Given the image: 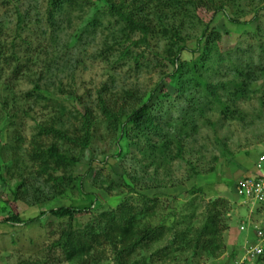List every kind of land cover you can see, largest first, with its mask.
I'll return each instance as SVG.
<instances>
[{"label": "rangeland", "instance_id": "obj_1", "mask_svg": "<svg viewBox=\"0 0 264 264\" xmlns=\"http://www.w3.org/2000/svg\"><path fill=\"white\" fill-rule=\"evenodd\" d=\"M121 1L113 0L118 5ZM104 3L95 2L94 8L80 12L64 11L49 19V0H0V44L8 56L15 54L24 66L21 77L13 81L6 64L0 65V161L6 165L4 179L0 178V264H77L67 261L55 245L61 232L68 226L81 230L125 201L139 203L142 196L147 197L144 201L158 204L146 221L166 230L189 232L204 223L209 202L227 200L223 216L227 228L216 257L178 249V245L170 255H156L168 244V235L150 249L134 253L131 264H141L144 259L152 264H242L248 234L255 242L252 228L247 233V224L253 221L264 230V201L252 205L235 192L241 178H264V162L260 163L264 155V76L252 83L249 97L238 103L242 117L225 119L192 70L198 59L189 52L175 65L170 63L167 59L173 51L165 36L150 35L148 45H135L131 42L143 36L137 30L131 41L107 50L114 42V32L123 24ZM148 4L143 11H136L137 17L147 19L158 30L162 28L158 20L161 12L169 27H178L174 8L164 11L170 1L149 0ZM97 8H101L98 13L103 24L92 29L87 23ZM188 9L189 14L179 17L185 23L184 38L190 48L205 31H220L222 36L205 61L208 69L199 74L214 83L226 82L240 65H264V0H236L227 5L228 15L196 2ZM18 10L23 15L22 25L18 24ZM110 20L116 29L108 24ZM126 45L142 56L139 63L133 57H121ZM177 68L180 71H175ZM220 94L228 93L220 90ZM101 97L125 112L148 103L154 117L171 120L174 135L179 132L177 120L189 111L197 115L198 126L187 141L183 158L163 161L158 167L134 147L119 155L118 134L103 116ZM86 110L94 122L92 140L85 151L74 152L78 164L66 173L41 172L30 159L32 143L41 140L45 148L56 143L41 127L54 125L71 134L80 133ZM212 167L214 170L207 172ZM194 169L200 172L194 174ZM62 176L65 180L71 176L72 181L60 184L56 179ZM20 180L26 184L20 192L24 200L17 204L23 218L61 206L81 208L92 203L91 209L71 220L49 214L39 221L3 224L1 221L11 214L13 189ZM116 255L111 248H104L100 263L94 264H115ZM258 260L251 258L243 264H264Z\"/></svg>", "mask_w": 264, "mask_h": 264}, {"label": "trees", "instance_id": "obj_2", "mask_svg": "<svg viewBox=\"0 0 264 264\" xmlns=\"http://www.w3.org/2000/svg\"><path fill=\"white\" fill-rule=\"evenodd\" d=\"M101 1L49 0L46 14L49 15V19H52L58 15H62L64 11L69 12V10H72L73 12H80L85 8L92 9L94 8L95 2L100 3ZM165 1H170V6L168 4L164 11L166 9L172 10L171 7H173L175 11L174 22L177 19L179 25L178 27H169L167 25L169 24V20L165 21L164 16L159 12L158 20L161 22L162 28L154 30L152 25L147 23V19L136 16V11H143L149 5V0L148 2L145 0H139V2L133 0L131 4H127L126 0H122L119 5L115 4L113 0H105V6L104 4L103 6H107L111 10V15L117 16L118 22L121 21L120 23L123 24L118 31L116 30L114 32L113 44H108L106 49L111 51L114 49V46L122 42L131 41V35L137 30L141 31L143 36L139 41L131 42L135 43V45L141 43L148 45L150 35L156 36V34H161L165 36L170 42L173 51L167 60L175 65L182 59L185 53H192L191 56L198 59L194 61L192 70L197 76L199 85L206 90L212 105L217 104L220 107L219 113L225 119L233 120L241 118L243 112L239 109L238 103L249 97L252 83L260 80L264 76V65L250 63L245 66L240 65L235 68V76L229 81L217 83L209 81V78H206L201 73L199 74V71L208 69L205 61L208 60L213 46L221 40V32L216 30H211V33L207 31L203 32L202 36L197 38L196 46L190 48L187 44V39L184 38L185 23L179 17L189 14L190 10L188 9V5H195V2L207 6L208 9L214 12L224 11L228 15L227 5L229 3H235L236 0H199L200 2H197L198 0ZM157 3L160 7V2ZM99 10L101 8H97L94 15L90 16L87 27L92 26V29H94L103 24V19L98 13ZM160 10L163 11L161 8ZM155 13L158 14V11ZM230 19L235 22L238 21L234 18ZM22 22H24L23 15L19 11L18 24L22 25ZM245 23L250 24L248 21ZM108 24H112V28L116 29V25H113L111 20L108 21ZM3 50L4 47L0 44V65L2 63L6 64L4 68L9 71L8 77L16 81L23 74L24 66L18 56L15 54H9L8 56V53ZM124 55L133 57L135 62L138 63L142 57L139 53L134 54L130 50L129 45L123 47L121 57ZM1 71L2 68L0 67ZM175 71L180 70L177 68ZM220 90L228 94L221 95ZM100 105L108 126L118 134L117 146L119 155H126L131 147H134L147 160L151 161L154 165H158V167L163 166V161L170 163L176 159L183 158L188 143L187 141L195 134L199 121L197 115L189 111L190 114L184 119L176 121V125L179 127L177 131L179 132L177 135H174L172 133L174 131V124L172 125L171 120L167 119L163 121L162 115L154 117L151 106L148 103H144L142 106L133 108L127 112L116 104L112 106L102 97L100 98ZM207 107H209L208 103ZM82 116V127L79 128L80 133L71 134L66 129L58 128L54 125L41 127V131L52 135L56 140V143L48 148L42 146L41 140L32 143L30 159L39 165L41 172L47 173L50 170L66 173L70 168L78 164L79 157L74 152H83L90 146L92 128L94 126L90 111L86 110ZM169 126L171 127L170 129L168 128ZM156 137L158 138L157 140H155ZM5 166L0 161L1 179H4L3 173ZM213 170L212 167L207 172ZM199 172L198 169L193 170L194 174ZM49 175L53 179L54 175L52 173H49ZM65 179L66 177L62 176L56 180H61L59 183L62 185H68L69 181H72L71 176L68 178L69 180ZM56 185L57 182L54 187ZM25 186L26 184L23 183V180L18 181L14 186V200L10 206L11 214L1 221L3 224L17 225L20 223L39 221L49 214L59 219L69 218L71 220L91 209L92 203L89 206H82L81 208L75 205L61 206L56 209L41 210L34 217L23 218L19 214L17 204L19 200H24L20 192L24 191ZM144 199H147V197L142 196L139 203L125 201L116 209L104 212L99 220L87 224L81 230H76L74 227L68 226L61 232L55 245L61 248L67 261L76 262L77 264L100 263V254L104 248H111V250L117 253L115 264H131L134 253L138 250L150 249L154 242L164 240L170 235L168 244L161 250H157L156 255H170L178 245L177 247H180L178 249H190L195 254L207 253L212 257L217 256L218 251L221 249L224 231L227 228L223 223V216L228 205L227 200L218 198L209 202L205 206L204 223L193 232H189L187 229L179 231L176 228L166 230L167 228L165 226H154L146 221L145 218L152 214L154 207L158 204H150L149 200L144 201ZM258 258L264 261V252ZM140 263L152 264L147 259L141 260Z\"/></svg>", "mask_w": 264, "mask_h": 264}, {"label": "built area", "instance_id": "obj_3", "mask_svg": "<svg viewBox=\"0 0 264 264\" xmlns=\"http://www.w3.org/2000/svg\"><path fill=\"white\" fill-rule=\"evenodd\" d=\"M264 162V155L260 159V163ZM236 195L243 200H248L247 203L259 204L264 201V178L263 177H244L241 178L235 188ZM249 233V227L252 228L254 233V240H250L249 234L245 243V252L243 255L242 264L251 258H257L264 252V230L255 222L249 221L247 224ZM242 230H245L244 225L241 226ZM239 264V262H238Z\"/></svg>", "mask_w": 264, "mask_h": 264}]
</instances>
